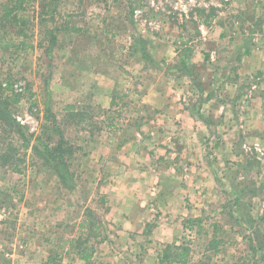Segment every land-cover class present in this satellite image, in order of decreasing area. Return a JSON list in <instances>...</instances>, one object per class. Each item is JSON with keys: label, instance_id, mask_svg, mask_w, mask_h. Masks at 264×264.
<instances>
[{"label": "rangeland", "instance_id": "obj_1", "mask_svg": "<svg viewBox=\"0 0 264 264\" xmlns=\"http://www.w3.org/2000/svg\"><path fill=\"white\" fill-rule=\"evenodd\" d=\"M5 1L0 0V108L9 117L0 112V264H85L77 259L82 247L94 255L96 244L115 232L105 218L106 172L94 167L99 148L110 158L141 128L149 129L157 110L139 100L153 85L166 86L176 72L170 67L176 59L144 61L134 52L144 46L138 38H166L169 50H180L188 61L208 49L221 27L226 36L262 34L264 0H48L56 16L52 21L49 11L46 22L38 18L44 1L24 0L9 16ZM51 35L58 41L49 45ZM95 59L108 71L105 77H114L109 65L125 72L126 87L112 92L109 109L96 104L95 77L86 71ZM76 112L81 118L73 117ZM61 136L74 151L65 157L66 182L40 153ZM260 162L250 153L246 167L230 174L232 184L213 185L209 201L208 185H198V191L205 188L204 204L177 244L190 248L188 264H264ZM121 261L151 264L129 256Z\"/></svg>", "mask_w": 264, "mask_h": 264}, {"label": "crops", "instance_id": "obj_2", "mask_svg": "<svg viewBox=\"0 0 264 264\" xmlns=\"http://www.w3.org/2000/svg\"><path fill=\"white\" fill-rule=\"evenodd\" d=\"M221 28L208 49L193 53L195 82L177 69L166 86L153 85L142 95L140 103L157 110L149 129L141 128L110 158L99 148L94 167L106 172L105 218L115 230L95 246L93 256L103 264H123L128 256L156 263L166 244L180 243L193 212L204 204L205 188H197L208 185L209 201L213 185L232 184L230 174L246 167L250 153H256L264 175V30L258 36L242 31L226 36ZM145 39L154 61L176 59L170 67L176 66L180 50H169L168 39ZM108 67L113 78L105 77L108 71L97 59L86 70L95 77L96 104L105 109L114 103L112 92L125 89L122 80L127 81L120 66Z\"/></svg>", "mask_w": 264, "mask_h": 264}, {"label": "trees", "instance_id": "obj_3", "mask_svg": "<svg viewBox=\"0 0 264 264\" xmlns=\"http://www.w3.org/2000/svg\"><path fill=\"white\" fill-rule=\"evenodd\" d=\"M45 3H41V10L42 12H38V18L41 19V22H46L48 18H46V14L49 13V11L52 12V15L50 16L51 20L53 21L56 16V11L52 10L49 5H52L51 3H47L48 0H42ZM54 2L55 0H51ZM24 3V0H6L2 5H4V8L8 10L7 16L11 15V12L15 11L16 9H21L22 5ZM43 10H47L46 12H43ZM213 13H209L208 15V20L212 18ZM206 19V20H207ZM223 35V34H222ZM138 40L140 43H143L144 46L141 48H137L136 46L134 47V52H141V58L153 61V58L148 52L147 49V39L139 37ZM58 38L56 35H51L50 37V43L49 45H52L53 42H57ZM136 44L138 42L135 41ZM186 50L191 51L192 48L189 46H186ZM249 49L246 48L245 53H248ZM176 70L180 71V73L184 75H188L193 79L195 82V71L193 68V64L191 63V60L188 59H181L179 60V64L174 67ZM0 112L3 113V110L0 108ZM4 114V113H3ZM5 117H9V115L4 114ZM51 116H53L51 114ZM79 117L81 118V114L79 112H76L73 114V117ZM84 120V118L80 119V121ZM53 123H55V119H52ZM30 145L29 140L25 139L24 140V148L27 149V147ZM34 149H38L34 147ZM41 155L46 157L48 161L55 167V171L59 173L62 176V179L64 182L67 181V164L65 162V157L66 155L72 156L74 151L72 150V147L67 143V140L64 136L60 137V141L56 143L54 146H49L46 145L44 147V150H41ZM2 158L5 160L4 162L7 161L8 157L7 154L2 155ZM106 237V236H105ZM79 257L84 260L86 263L85 264H91V259L93 258V251L92 252H87V247H82L79 253ZM51 260V259H50ZM190 261V248L186 245H177V244H167L165 248L161 251L160 257L158 259V262L156 264H188ZM57 264V263H54ZM61 264H67V263H61Z\"/></svg>", "mask_w": 264, "mask_h": 264}]
</instances>
